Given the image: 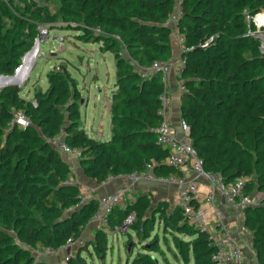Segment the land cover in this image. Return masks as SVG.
Here are the masks:
<instances>
[{
	"label": "trees",
	"instance_id": "1",
	"mask_svg": "<svg viewBox=\"0 0 264 264\" xmlns=\"http://www.w3.org/2000/svg\"><path fill=\"white\" fill-rule=\"evenodd\" d=\"M122 2L120 9L116 0H98L90 15L100 29L106 33L115 31L121 37L130 56L127 61L116 55L117 90L109 99V140L88 138L76 124L62 131L61 113L51 112L49 106L30 114L20 106L17 85L0 90V157H5L9 170L7 180L0 184V264H41L31 256L16 261L11 254L15 243L5 235V228L13 229L33 248H53L60 246L64 237L78 235L95 211L96 199L82 201L75 194L66 193L62 194L64 206L79 205V217L75 214L58 218L60 190L78 186L64 182L66 162L45 143L44 136L62 133L69 145L80 148L79 165L98 183L109 174L140 172L147 162H160L166 156V150L156 143L154 132L160 122L157 110L165 83L160 72L141 78L134 63L148 67L154 60H169L173 29L166 21L173 13L175 0ZM104 6L113 8L111 13L104 12ZM262 9L264 0H182L174 27L183 35L186 48L181 54L184 65L178 76L184 88L180 94V118L190 127V141L203 159L204 168L220 171L228 181L245 177V192L264 190V42L246 33L247 18ZM210 37L212 40L201 46ZM111 41L104 35L103 42L109 47L114 46ZM4 47L0 71L8 73L16 59L6 49L9 45ZM195 78L200 85L194 86ZM47 83L49 92L54 88L64 92L60 73H47ZM17 109L24 110L31 120L35 114L40 134L32 124L25 129L9 126ZM68 117L76 120L78 109L69 106ZM31 147L39 148L38 152H29ZM154 170L161 175L178 173L164 163L154 166ZM29 207L45 216L48 223L40 226L28 220ZM176 209L175 220L179 221L181 211ZM124 215H130V211L125 209ZM136 216L141 214L136 212ZM244 222L252 231V249L258 261L260 255L264 256V207H247ZM189 234L196 235L188 246L194 264H212V244L207 233L194 227ZM135 264L148 263L135 258Z\"/></svg>",
	"mask_w": 264,
	"mask_h": 264
},
{
	"label": "rangeland",
	"instance_id": "2",
	"mask_svg": "<svg viewBox=\"0 0 264 264\" xmlns=\"http://www.w3.org/2000/svg\"><path fill=\"white\" fill-rule=\"evenodd\" d=\"M96 1L0 0V58L4 45H9L6 49L16 59L11 72L0 71V90L4 86L17 85L20 106L30 114L49 106L51 112L61 113L62 131L76 124L88 138L101 141L109 136L108 100L117 90L114 87L116 55L127 61L130 56L115 31L106 33L93 22L90 15ZM122 3V0H116L115 4L122 9ZM112 9L104 6V12ZM70 10L74 12L71 15ZM260 13L262 25L258 27L247 19L246 33L251 35V32L261 39L264 37V11ZM104 35L111 37L113 47L103 42ZM36 39L37 50L28 56ZM17 49L19 51L15 52ZM47 73H60L64 92L57 88L49 92ZM195 81L194 86L200 85L198 78ZM175 82H179L177 77ZM69 106L79 111V117L74 121L68 117ZM34 115L32 126L40 134L41 126ZM38 149L31 147L29 152L36 154ZM8 171L5 157H0V184L7 180ZM60 191L56 204L61 211L58 218L75 214L78 218L79 205L64 206L62 194H75L85 201L79 186ZM176 207L174 190L163 198L145 192L125 196L116 205L108 224L101 225L88 219L78 235L63 236L65 240L60 246L41 256L35 255V248L25 244L13 229L5 228L4 232L15 243L11 254L16 261L31 256L41 264H135V258L148 264H194L188 248L189 242L196 237L189 234L194 227L175 220ZM125 209L130 215H124ZM28 211V220L40 226L48 223L45 216L33 208L29 207ZM136 212L141 217H137ZM253 259L255 264H264L262 255L257 261L253 253Z\"/></svg>",
	"mask_w": 264,
	"mask_h": 264
},
{
	"label": "built area",
	"instance_id": "3",
	"mask_svg": "<svg viewBox=\"0 0 264 264\" xmlns=\"http://www.w3.org/2000/svg\"><path fill=\"white\" fill-rule=\"evenodd\" d=\"M181 1L176 0L177 11L172 13L166 24H170L173 29L172 37L178 41L181 51H184L186 49L182 44L184 37L178 34L174 28L180 14ZM261 11H264V9ZM261 15L260 12H257L247 19L259 27L262 23L259 21L258 16ZM250 34L253 35L251 32ZM210 40H212V37L208 38L201 46H206ZM183 65L184 57L181 56L179 68L176 71L177 79ZM134 66L141 78L160 72L165 83V89L159 96L160 106L157 110L160 122L155 127L154 132L156 143L166 150V156L160 162H147L140 172L130 171L120 172L116 175L109 174L100 183L118 178L121 186L96 199V208L90 220L101 225L108 224L113 209L124 199L128 187L134 182L143 179L170 183L178 189L176 206L181 211V221L206 232L211 240L210 260L212 264H255L252 250V231L244 222L245 209L251 206L264 207V190L245 192V177L236 176L233 180L228 181L220 171L205 169L203 159L198 155L197 149L190 141L189 125L180 118L179 129L176 131L173 128L167 118L171 99L166 89L165 73L169 67V60H154L148 67L139 66L137 63H134ZM178 89L180 92L184 91L180 81L178 82ZM31 124V118L24 110L17 109L13 111L9 122L10 127L25 129ZM43 139L66 162L67 178L64 182L79 186L74 173L81 158V149L69 145L62 133L44 136ZM160 163L176 168L178 173L157 174L154 166H158ZM200 184L205 188L203 201L198 195ZM204 202L209 208V215L203 207ZM224 205L230 209L232 214L234 233L229 230L223 220L222 206ZM52 250V247H38L34 249V254L37 256L46 255L51 253Z\"/></svg>",
	"mask_w": 264,
	"mask_h": 264
},
{
	"label": "crops",
	"instance_id": "4",
	"mask_svg": "<svg viewBox=\"0 0 264 264\" xmlns=\"http://www.w3.org/2000/svg\"><path fill=\"white\" fill-rule=\"evenodd\" d=\"M173 12L177 11V6H176V0L173 4ZM181 57V49L178 44V41L174 38L171 40V55L169 57V67L166 70L165 77H166V89L168 91V96L171 99V104L168 109V115L167 118L173 128L177 131L179 129V119H180V114H179V108H180V94L181 92L178 89V84H176V71L179 68V61ZM115 72V70H114ZM115 82H116V75H115V80H114V87H115ZM113 91V90H112ZM109 101V100H108ZM108 114L110 117V128H109V136L107 140L110 139L111 137V114L108 108ZM107 140H101V141H107ZM75 178L77 179L79 183V189L81 191V194L85 197V200H90V199H97L98 197L110 193L114 191L116 188L121 186V182L118 178H114L112 180H109L105 183H98L96 182L93 178H90L87 176L81 167V165H77L76 171L74 173ZM174 190L175 191V203L177 199V192L178 189L176 186L170 183H165L161 181H153V180H139L137 182L132 183L125 195V196H134V194H140V193H147V194H152L154 197H160L163 198L166 196L169 191ZM199 198L203 201V196L205 192V188L202 184L199 185ZM219 202V201H218ZM203 207L207 211L209 215V208L207 204L204 202ZM219 207L221 208V204L219 203ZM223 210V220L226 222L229 230L231 232L234 231V222L232 218V214L230 213V209L224 205L222 206ZM94 222V221H93Z\"/></svg>",
	"mask_w": 264,
	"mask_h": 264
},
{
	"label": "water",
	"instance_id": "5",
	"mask_svg": "<svg viewBox=\"0 0 264 264\" xmlns=\"http://www.w3.org/2000/svg\"><path fill=\"white\" fill-rule=\"evenodd\" d=\"M261 39L264 42V37H262ZM37 46H38V40L36 39L35 44L33 45V48L28 54L32 55L37 50ZM178 137H179V134H178Z\"/></svg>",
	"mask_w": 264,
	"mask_h": 264
},
{
	"label": "bare ground",
	"instance_id": "6",
	"mask_svg": "<svg viewBox=\"0 0 264 264\" xmlns=\"http://www.w3.org/2000/svg\"><path fill=\"white\" fill-rule=\"evenodd\" d=\"M33 54H34V53H33ZM33 54H32V55H33ZM28 56H30V54H29Z\"/></svg>",
	"mask_w": 264,
	"mask_h": 264
}]
</instances>
